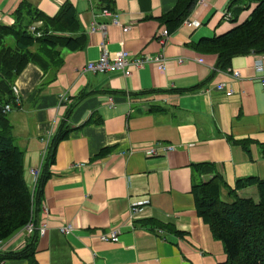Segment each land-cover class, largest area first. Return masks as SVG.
I'll use <instances>...</instances> for the list:
<instances>
[{
    "label": "crops",
    "instance_id": "0c3cea01",
    "mask_svg": "<svg viewBox=\"0 0 264 264\" xmlns=\"http://www.w3.org/2000/svg\"><path fill=\"white\" fill-rule=\"evenodd\" d=\"M21 1L46 16L70 2L85 45L80 50L62 49L54 71L27 63L13 83L17 101L7 114L31 188L30 169L42 168L62 120L68 133L56 146L51 176L33 212L34 223H47L46 232L37 235L29 255L20 259L8 254L26 247L31 235L21 229L1 241L0 264L224 261L223 245L198 215L191 188L214 172L221 173L229 188L238 178H264L259 148L264 144V69H255L264 54L238 55L219 69L215 54L188 45L241 23L257 0L233 4L197 0L180 26L168 31L164 44L158 42L167 29L160 17L177 0H0V24L14 22L13 12ZM104 8L113 12L117 23L101 15ZM93 22L106 24L105 36L90 30ZM102 40L111 53L124 49L133 57L162 54L183 62H171L167 70L145 64L129 76L86 71L84 66L98 58ZM234 70L239 77L231 76ZM218 83L232 93L227 96L217 90ZM61 95L66 99L61 100ZM234 140H247L248 151ZM156 143L175 149L146 156L145 148ZM208 162L212 169L198 173L193 168ZM237 194L257 198V189L247 186ZM221 197L229 199L226 188L221 189ZM132 206L139 208L135 215L130 213ZM68 224L72 231L61 233L59 227ZM111 229L118 230V241H101L99 235Z\"/></svg>",
    "mask_w": 264,
    "mask_h": 264
},
{
    "label": "trees",
    "instance_id": "16d2710c",
    "mask_svg": "<svg viewBox=\"0 0 264 264\" xmlns=\"http://www.w3.org/2000/svg\"><path fill=\"white\" fill-rule=\"evenodd\" d=\"M196 3L197 0H177L160 20L172 32L189 16ZM13 17L12 24H0V241L33 219L35 204L38 205L43 185L51 176L49 167L54 163L56 146L68 133L66 121L62 120L51 137L39 178L31 188L24 178L23 151L15 144L8 114L3 112L6 104L16 103L12 85L27 63L38 65L44 72L54 71L61 63L62 49L80 50L85 45L84 34L78 33L76 9L68 1L53 16H46L31 3L21 1ZM37 22L41 24L34 32L30 31L29 27ZM188 46L200 53L215 54V67L219 69L226 68L235 56L264 54V0H257L249 16L228 31L202 37ZM234 142L248 151L247 140ZM259 148L264 156V144H259ZM193 168L201 173L212 169L213 164L197 163ZM247 186L256 187L257 198L237 194ZM222 188L227 189L229 199L221 197ZM191 192L198 215L223 245L226 259L215 264H264V178H238L235 186L229 188L221 173L214 172L209 179L193 183ZM37 235L33 232L31 242L8 257H27Z\"/></svg>",
    "mask_w": 264,
    "mask_h": 264
},
{
    "label": "built area",
    "instance_id": "2783aa9c",
    "mask_svg": "<svg viewBox=\"0 0 264 264\" xmlns=\"http://www.w3.org/2000/svg\"><path fill=\"white\" fill-rule=\"evenodd\" d=\"M101 15L103 16H110L112 17V22L117 23L116 16L111 12L109 9H102L101 10ZM224 15L227 18H230V13L225 12ZM36 28V25L33 24L29 27L30 31L34 32ZM91 31H99L102 36H105L106 33V24L104 22H93L91 27ZM123 30H127L126 27H123ZM37 36L40 35V32H35ZM169 32L167 29H164L159 38L158 42L160 44H164L166 41V38L168 37ZM100 54L97 59L93 61H89L85 66L84 69L86 71H90L93 73H115L119 72L124 76H129L131 73L141 67H143L145 64H151L154 67L160 69V70H167L168 65L171 62H176L181 63L183 62L182 58H176L175 61H170L168 58L163 56L162 54H141L139 56L133 57L132 53L127 51V50H119L115 53H111L108 51L106 47V43L104 40L100 42ZM198 61H201L200 58H198ZM255 69L257 71H261L264 69V59L260 58L255 62ZM239 71L234 70L231 73V76L234 78L239 77ZM261 84L264 86V79L261 81ZM216 89L220 91H224L225 95H230L232 93V90H226L225 89V84L224 83H218L216 85ZM17 86L13 85L12 86V91L13 93H17ZM61 100L66 99L64 95L60 96ZM17 101V100H16ZM108 103L112 104V99L111 97L108 98ZM11 110V105L6 104L3 108V112L7 113ZM175 147L170 144L166 145H160L156 143L155 145H152L150 147L145 148L144 153L146 156H155L161 154L162 151H170L174 150ZM41 171V167L38 168H31L30 169V174L33 179V188L39 178ZM139 211V208L137 206H132L130 213L131 215H135ZM24 230L28 235H32L33 232H37L38 235H43L46 230H47V223L45 222H39V223H34L33 219H31L25 226L21 228ZM20 229V230H21ZM59 231L63 234H68L72 231L71 225H62L59 227ZM119 238V232L117 229H111L108 232L101 233L99 235V239L103 242H117ZM1 242V241H0Z\"/></svg>",
    "mask_w": 264,
    "mask_h": 264
}]
</instances>
